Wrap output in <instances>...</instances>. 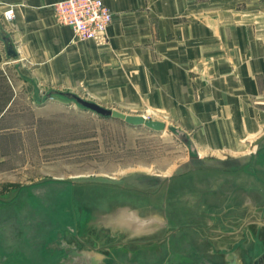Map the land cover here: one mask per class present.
<instances>
[{
    "label": "crops",
    "instance_id": "crops-1",
    "mask_svg": "<svg viewBox=\"0 0 264 264\" xmlns=\"http://www.w3.org/2000/svg\"><path fill=\"white\" fill-rule=\"evenodd\" d=\"M57 1L0 0V117L15 101L87 88L95 100L145 103L179 117L213 148L248 147L259 133L264 139V0H104L114 12L104 41L74 38L55 17ZM10 6L16 15L8 21L3 13ZM217 197L222 223L209 217L197 243L218 264H244L238 242L245 228L226 210L236 209L232 199ZM130 208L141 216L161 210ZM128 209L120 208V217ZM85 228L118 240L99 247H136L149 259L163 253L155 238L136 243L130 230Z\"/></svg>",
    "mask_w": 264,
    "mask_h": 264
},
{
    "label": "rangeland",
    "instance_id": "rangeland-1",
    "mask_svg": "<svg viewBox=\"0 0 264 264\" xmlns=\"http://www.w3.org/2000/svg\"><path fill=\"white\" fill-rule=\"evenodd\" d=\"M66 92L15 101L0 117V264H58L64 253L51 242L60 237L78 239L77 233L95 226L96 210L128 203L131 207L154 205L166 213L170 224L197 225L190 230L182 227L155 259L137 255L136 247H100L108 255L105 264H218L201 252L196 238L202 218L222 223L217 218L225 210L217 194L223 186L242 189L234 203L241 220L253 203L255 213L246 218L264 215L261 133L248 147L217 149L200 142L182 119L161 114L159 108L145 103L136 107L133 102L104 96L95 100L99 96L87 88L70 91L108 108L163 120L164 130L100 115ZM192 156L204 162H192ZM230 159L240 164L218 162ZM140 172L177 175L156 191L130 178ZM89 230L94 244L118 241L102 237L103 233L99 239ZM255 241L256 247H240L244 264H252L255 253L264 249V238Z\"/></svg>",
    "mask_w": 264,
    "mask_h": 264
},
{
    "label": "water",
    "instance_id": "water-1",
    "mask_svg": "<svg viewBox=\"0 0 264 264\" xmlns=\"http://www.w3.org/2000/svg\"><path fill=\"white\" fill-rule=\"evenodd\" d=\"M68 96L75 98L80 104L89 108L100 115L103 116H111L114 118L122 119L125 122L131 125H143L149 127L154 130H164L165 122L163 120L144 118L141 114H132L121 111L117 108H108L103 105L98 104L97 102L85 100L81 96H78L72 92H66ZM192 162L195 163H203V159L192 156ZM196 160V161H194ZM219 163L228 165L240 164V161L235 159H230L226 161H218ZM173 175H161V174H150V173H134L130 176V178L135 181L137 184L141 185V187L147 188H156L163 184L164 181L171 179V177L176 176ZM129 208L128 212H130L129 216L126 215V219L124 215L120 217L118 211L120 208ZM131 206H116L112 207L113 209L109 212L102 213L99 212L98 218L104 220H99L96 218L93 224L97 227L105 226L109 230L114 231L115 228H120L123 230H130L129 235L130 239H133L136 243H144L147 240L155 238L157 241H163L166 237H170V234L176 232L178 228L173 230H168L170 224L167 221L165 213L162 210H155L153 213H146L145 215H139V211L136 208H130ZM167 229V230H165ZM249 230V229H247ZM261 231L264 232L262 228ZM249 233V232H248ZM78 239L68 240L66 237H60L57 242H51V245L58 246L64 250V255L58 264H105L106 258L108 255L106 253L101 252V248L97 246L91 245L87 240V237L83 234L80 235L77 233ZM133 236V237H132ZM264 236L262 237V239ZM154 240V241H155ZM123 241V240H122ZM156 241V242H157ZM84 243L82 245L81 243ZM123 242H119L122 244ZM118 245V244H117Z\"/></svg>",
    "mask_w": 264,
    "mask_h": 264
},
{
    "label": "built area",
    "instance_id": "built-area-1",
    "mask_svg": "<svg viewBox=\"0 0 264 264\" xmlns=\"http://www.w3.org/2000/svg\"><path fill=\"white\" fill-rule=\"evenodd\" d=\"M56 19L70 25L78 40L104 41L113 19V13L104 0H59L54 4ZM8 21L15 19V8L4 11Z\"/></svg>",
    "mask_w": 264,
    "mask_h": 264
},
{
    "label": "flooded vegetation",
    "instance_id": "flooded-vegetation-1",
    "mask_svg": "<svg viewBox=\"0 0 264 264\" xmlns=\"http://www.w3.org/2000/svg\"><path fill=\"white\" fill-rule=\"evenodd\" d=\"M242 164H246L245 162L244 163H242ZM241 164V165H242ZM164 182H166V181H164ZM163 182V183H164ZM163 186V184H161L159 187H156L154 190H158V189H160L161 187ZM224 188H227V187H224L223 186V190L221 189V191H220V193L219 194H217V196L218 195H222V196H225L226 198L228 197V200H231L232 199V202H234V203H236V201L238 200V194L241 192V190L242 189H239V188H235L234 186H230V187H228V190H226V189H224ZM139 190H141V189H139ZM142 191H146V190H142ZM141 191V192H142ZM247 204H249L248 202H246ZM250 203H251V201H250ZM235 206H236V204H234ZM248 208H247V211L245 212V216L247 217V216H249V215H253V213H255V210H256V204L255 203H253V207H252V204H251V207L250 206H247ZM235 209V208H234ZM234 209H232V210H234ZM237 209V208H236ZM231 210V211H232ZM260 211V210H259ZM165 213V212H164ZM234 219L236 220V222H235V224H236V226H237V221L239 220L240 221V224L239 225H241V226H243V228H245L244 230H245V233H247L241 240H240V242H238V243H241V245H243V247L245 248V249H248L250 246L252 247H256L257 246V241H255V239L257 238L258 240H259V238H261L262 239V237H263V231H261V229L263 228L264 229V224L263 225H260L261 223H259L257 220H258V218L259 217H252V218H244L243 220H241L242 219V217H241V215L240 214H238V211L237 210H234ZM258 213V212H257ZM165 215H166V213H165ZM261 218H262V220H264V215H263V213L261 214V216H260ZM167 218V217H166ZM207 218V219H206ZM206 218H202V222L201 223H198L200 226H202V225H205L204 223H207V221H208V217H206ZM167 221H168V223L170 224V221H169V219L167 218ZM195 225H197V224H187L186 226H185V224H170V227H169V229L168 230H173V229H175V228H178V230L176 231V232H173V233H171L170 234V237L168 238V237H166L164 240H163V243H168L169 241H170V239L172 238V237H176L177 235H179L180 233H179V231L181 230V228L183 227V228H189V230H190V227H194ZM238 225V226H239ZM247 227V228H246ZM247 229H249V230H247ZM248 232H252V233H248ZM260 234H262V235H260ZM252 238H255L254 239V241L252 240ZM252 240V241H251ZM261 252V251H260ZM259 252V253H260ZM259 253H255V257H254V259H253V261H252V264H264V249L262 250V252H261V254H259ZM245 254V253H244ZM259 254V255H258ZM256 255H258V256H256ZM257 257V258H256ZM256 258V259H255Z\"/></svg>",
    "mask_w": 264,
    "mask_h": 264
},
{
    "label": "bare ground",
    "instance_id": "bare-ground-1",
    "mask_svg": "<svg viewBox=\"0 0 264 264\" xmlns=\"http://www.w3.org/2000/svg\"><path fill=\"white\" fill-rule=\"evenodd\" d=\"M74 34V33H73ZM75 38V37H74Z\"/></svg>",
    "mask_w": 264,
    "mask_h": 264
}]
</instances>
